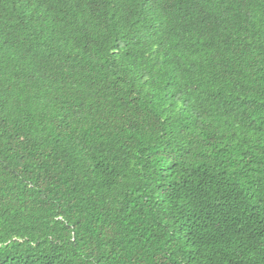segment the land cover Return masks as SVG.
I'll list each match as a JSON object with an SVG mask.
<instances>
[{
  "label": "trees",
  "instance_id": "16d2710c",
  "mask_svg": "<svg viewBox=\"0 0 264 264\" xmlns=\"http://www.w3.org/2000/svg\"><path fill=\"white\" fill-rule=\"evenodd\" d=\"M0 264H264V0H0Z\"/></svg>",
  "mask_w": 264,
  "mask_h": 264
}]
</instances>
